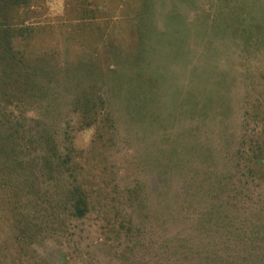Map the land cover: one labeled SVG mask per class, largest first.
Listing matches in <instances>:
<instances>
[{"label":"rangeland","instance_id":"1","mask_svg":"<svg viewBox=\"0 0 264 264\" xmlns=\"http://www.w3.org/2000/svg\"><path fill=\"white\" fill-rule=\"evenodd\" d=\"M16 17L20 65L51 80L6 95L0 119L47 124L73 160L53 169L33 131L15 134L32 169L0 167V264H182L181 249L234 238L225 215L252 228L264 197V0H29ZM138 56L168 96L155 124L131 108L143 81L124 66ZM77 186L83 218L67 198ZM173 234L185 245L164 250Z\"/></svg>","mask_w":264,"mask_h":264},{"label":"trees","instance_id":"2","mask_svg":"<svg viewBox=\"0 0 264 264\" xmlns=\"http://www.w3.org/2000/svg\"><path fill=\"white\" fill-rule=\"evenodd\" d=\"M28 1L29 0H0V100L7 98L6 95L15 96L18 87H22L21 85L25 84V86H32L35 89L39 87L38 79L42 83L50 79L48 75L50 69H46L43 66L39 67V65H37L40 69L39 74L34 72V67L29 69L28 66H24L26 68L24 69V63L22 62L23 64L20 65V61H22V56L20 55L24 54V51L15 50V43L17 42L19 34L25 29L18 26L19 23L16 19L17 12L20 6H22V4H27ZM225 26L227 27V25ZM29 30L30 27L26 29L25 35L22 34L25 39L28 38ZM150 63L149 60L142 59L138 56L134 58L132 63L125 65L124 68L135 69L136 71L133 72V75L143 81L142 92L131 94L133 97V103H131L133 112L138 116H142V118L147 119L148 117L149 121L155 124L158 121V117L155 115L156 112L164 114L168 111V109L167 111L165 109V105L168 104L166 102L168 96L167 94L161 95L159 93L162 83L159 84L157 76L148 79L140 72L142 71L141 68L152 69ZM205 68L206 67L203 66V64L202 66L195 65L192 68L191 73L194 74L193 81L196 84H198L199 80L205 76V71L207 70ZM132 85L135 86L134 84ZM205 86L208 85L205 84ZM29 97L30 95L22 96V98L20 96V100L26 101ZM90 102L89 98L87 103ZM207 106H209L207 100L203 99L202 107ZM156 109L158 110L156 111ZM2 115V118L0 119V167L7 168L9 174L12 173V175H17L19 168L27 170L29 167L32 169L29 164L22 167L24 163L22 155L23 150H19L17 142L18 136L15 135L17 133L19 134L20 130L28 135H33L32 131L34 132L36 139H28V141L33 143L34 141H38L42 144L41 149L42 152H46L47 154L45 157V163L48 166L53 167V169L58 168L59 170L61 164L70 165V161L73 160L72 157L69 156L66 157V159H62L57 155L60 147L57 134L51 133L53 130L50 131L47 124L39 123L35 126V128L38 129H34V127L26 128V125L16 123L17 127L14 128L13 124L7 125L9 122L7 115ZM44 145L45 147H43ZM53 163H56L55 168L54 165L52 166ZM68 166L67 169H69ZM164 166L166 167L165 173L167 172V168H174L173 163H169V159L165 162ZM253 172L254 173H252L249 179L250 183L254 182L257 177H259L256 175L255 171ZM221 179H224V177H221ZM246 182H248V180ZM67 192L71 215L76 218L85 217L90 211V200L86 190L77 186L68 187ZM255 201L254 204L260 206V208L257 211L258 219L251 223V229L248 227L250 223L243 225V227H236L233 221L228 218L229 215H225V228H228L227 231H230L231 227H234L235 230L232 232L234 233V238H228L229 243H222L221 240L214 242L213 248L210 251L204 247H202V250L196 249V251L192 248L181 249L183 256H185V261H183L182 264H264V197ZM209 218L210 220H213L215 217L211 213ZM217 222H219V219H217ZM176 241L177 236L174 234L170 237H165L163 239L164 250H179L185 245L178 243L177 245ZM183 241L188 243L190 238L183 237ZM226 245H228V247L225 250L224 246Z\"/></svg>","mask_w":264,"mask_h":264}]
</instances>
